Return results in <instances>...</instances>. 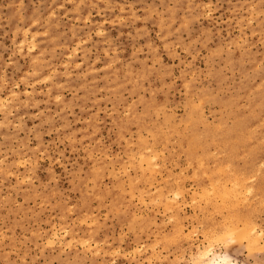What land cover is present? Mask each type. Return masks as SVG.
Segmentation results:
<instances>
[{"label": "rangeland", "instance_id": "374dc122", "mask_svg": "<svg viewBox=\"0 0 264 264\" xmlns=\"http://www.w3.org/2000/svg\"><path fill=\"white\" fill-rule=\"evenodd\" d=\"M258 98L264 0H0V264H264Z\"/></svg>", "mask_w": 264, "mask_h": 264}, {"label": "bare ground", "instance_id": "6f19581e", "mask_svg": "<svg viewBox=\"0 0 264 264\" xmlns=\"http://www.w3.org/2000/svg\"><path fill=\"white\" fill-rule=\"evenodd\" d=\"M208 4V3H207ZM101 32V31H100ZM45 33V32H44ZM46 80V79H45ZM261 93V90H258V93H257V95H259ZM201 100V99H200ZM257 102H256V104H255V106H254V108H253V113H252V116H249V117H247V118H241V119H239L238 120V122L236 123V125L235 126H233V128H237L238 130H249L252 126H255V125H257L260 129H263V124L261 123V121L263 120V118H264V103L262 102V100L260 99V98H258L257 100H256ZM199 104V103H198ZM4 106V105H3ZM219 127V126H218ZM163 152V151H162ZM163 154V153H162ZM153 156V155H152ZM25 159V158H24ZM21 161V160H20ZM150 161H151V158H150V156H147V155H145L144 153H142L141 154V162L140 163H143V162H146L145 164L146 165H144V166H147V164H150ZM18 163H19V161H18ZM21 163V162H20ZM201 163V162H200ZM154 166V165H153ZM153 169V168H152ZM154 169H155V166H154ZM153 169V170H154ZM129 170V169H128ZM152 170V171H153ZM222 170V169H221ZM220 170V171H221ZM258 172V171H257ZM226 173V172H225ZM245 180V179H244ZM216 181V180H215ZM241 183V182H240ZM240 183H238V184H235V182H234V185H239ZM216 184V183H215ZM214 184L212 183L211 184V186H213ZM242 185H243V183H242ZM230 187V186H229ZM235 188V187H234ZM207 189V188H206ZM248 189V188H247ZM246 189V190H247ZM252 189V188H251ZM250 189V190H251ZM213 190H214V188H213ZM210 191V190H209ZM214 191H216V190H214ZM235 191V190H234ZM176 193H178L179 194V192L176 190L175 191ZM174 192V193H175ZM204 192L206 193L207 192V190H204ZM226 192V191H225ZM236 192V191H235ZM238 193H236V194H239V193H243L242 191L240 192V191H237ZM246 192V191H245ZM174 193H173V196H174ZM212 193H214V192H212ZM220 193H222V192H220ZM219 193V194H220ZM201 194V193H200ZM208 194V193H207ZM215 194H217V192L215 193ZM233 194V193H232ZM235 194V195H236ZM248 194V193H247ZM250 194H251V191H250ZM211 195V194H210ZM227 195H228V193H227ZM235 195L233 194L232 195V197H235ZM240 196H242V194H239ZM167 196H168V194H167ZM171 196V195H170ZM177 196V195H176ZM179 196H180V194H179ZM203 196H205V195H203ZM218 196V195H217ZM237 196V195H236ZM244 196V195H243ZM140 197V196H139ZM202 197V196H201ZM220 197V196H219ZM245 197H247L246 196V194H245ZM244 197V198H245ZM173 198V197H172ZM176 198V197H175ZM205 198H208V197H205ZM218 198V197H217ZM221 198V197H220ZM219 198V199H220ZM235 198H237V197H235ZM261 198V197H260ZM144 198H141L140 200H143ZM193 199H196V198H194L193 197ZM233 199V198H232ZM239 199H240V197H239ZM139 200V199H138ZM203 200V199H202ZM206 200V199H205ZM208 201H209V199H207ZM206 200V201H207ZM247 201H248V199H246ZM245 200V201H246ZM144 201V200H143ZM171 201V200H170ZM193 201V200H192ZM220 201V200H219ZM226 201V200H225ZM233 201V200H232ZM235 201H237V200H235ZM234 201V202H235ZM246 201V202H247ZM145 202V201H144ZM174 202V201H173ZM202 202V201H201ZM238 202V201H237ZM244 202V201H243ZM252 202V201H251ZM169 203V202H168ZM167 203V204H168ZM239 203V202H238ZM170 204H172V201L170 202ZM176 204H177V206L179 205L177 202H175V205H173V206H176ZM240 204H242V203H240ZM176 206V207H177ZM166 207V205L164 206V208ZM168 207V206H167ZM177 208H179V207H177ZM226 208H227V206H226ZM170 210H172V209H170ZM233 213H235V212H233ZM138 214V213H137ZM173 215V214H172ZM175 216V215H174ZM229 216V215H228ZM231 216H229L228 217V219L230 218ZM170 218V217H169ZM236 217H232V218H230L229 219V223H228V221L226 222V220H224L223 219V223L224 222H226V223H228L227 225H229L230 224V221H231V219H232V221H235L236 219H235ZM175 219H176V216H175ZM234 219V220H233ZM94 220V219H93ZM92 220V221H93ZM178 220V219H177ZM85 221H86V219H85ZM92 221H90L91 223H92ZM176 221V220H175ZM245 221H249V219L248 220H245ZM247 222H244L245 224H247ZM233 222H231V225H233L232 224ZM243 223V224H244ZM90 224V223H89ZM241 224V223H240ZM242 224V225H243ZM244 224V225H245ZM231 225H230V228H228L229 226H227L226 228L227 229H223V230H221V231H223V233H225L226 232V230H227V233L229 232V234H226V236L227 237H225V236H223V235H225V234H222V233H220V236H221V242H222V238H228L229 236L231 237L232 236V238L235 236V238H237L238 236H240V235H242L241 233H243V234H245L244 232L245 231H247V229H245V231L243 232V231H241L243 228H245L246 227V225L244 226H242L241 227V225H240V228L239 227H236L237 225L239 226V224H237L236 226H235V228H234V226H232L231 227ZM255 225V224H254ZM258 225V224H257ZM178 226V225H177ZM179 226H181V224H179ZM183 226V225H182ZM225 226H226V224H225ZM250 226H252V224H250ZM255 227V226H254ZM254 227H248L247 226V228H248V231L249 230H252L251 228H254ZM178 228V227H177ZM237 228V229H236ZM66 230V229H65ZM181 230H183V227H181ZM196 230V229H195ZM207 230V229H206ZM255 230V229H254ZM56 231V230H55ZM54 231V232H55ZM90 231V230H89ZM214 231V230H213ZM220 231V232H221ZM225 231V232H224ZM236 231H239L238 233L236 232ZM247 231V233H249V234H247V235H245L246 237V239L244 238V235H242V236H240V238L238 237V243H240L239 241H241L242 242V240L243 239H245V240H248V242L251 244V245H253L252 247H251V245H249V243H247L246 242V244H248V246L249 247H251V248H255V249H257L256 248V246L258 245V243H259V241L257 240V238H256V236H258V235H256V234H258V233H256V230L254 231V232H248ZM179 232V231H178ZM205 232H207V231H205ZM212 231H210V233H211ZM217 231H215L214 233H216ZM209 233V231L207 232V234ZM209 233V234H210ZM214 233H211L210 235L211 236H213L214 235ZM239 234L240 233V235H238V236H236V235H234V234ZM253 233H255V235L256 236H254L253 235ZM260 233V232H259ZM263 233V232H262ZM262 233H261V235H262ZM58 234V233H57ZM187 233H185L184 235L185 236H187L186 235ZM207 234H206V236H207ZM218 236H219V234H218V232L216 233ZM55 235H56V233H55ZM217 235H215V236H217ZM260 235V234H259ZM206 236H205V238H206ZM211 236H209V237H211ZM219 236V237H220ZM223 236V237H222ZM254 238H253V237ZM52 237V236H51ZM171 237V236H170ZM209 237H207V239L209 238ZM258 237H260V236H258ZM262 237V236H261ZM260 237V238H261ZM213 238H216V241L215 242H217V237H214L213 236ZM235 238H234V240H235ZM243 238V239H242ZM256 238V239H255ZM259 238V240H261ZM92 239V238H91ZM172 239V238H171ZM211 239V238H210ZM210 239H208V240H210ZM224 239H223V241H224ZM49 241L48 242H50L51 240H50V238L48 239ZM63 240V239H62ZM70 240V239H69ZM215 240V239H214ZM213 240V241H214ZM232 240V239H231ZM231 240H229V241H231ZM234 240H232V241H234ZM237 240V239H236ZM84 241H86V239H84ZM159 242H160V240H158ZM211 241V240H210ZM226 241V240H225ZM224 241V242H225ZM263 241V240H262ZM54 242V241H53ZM53 242H51L52 244H53ZM207 242V241H206ZM214 242V243H215ZM228 242V241H227ZM226 242V243H227ZM261 242V241H260ZM46 243H47V240H46ZM51 243H48V244H51ZM71 243V242H70ZM97 242H95V244H96ZM257 243V245L256 246H254L255 244ZM86 244H88L87 242H86ZM94 244V245H95ZM154 244V247H151V245H150V247L151 248H153L154 249V251H155V244H158V242H155V243H152V245ZM208 244V245H207ZM207 244H205V245H203V246H197L196 247V251H195V253L192 255L193 256V258H194V263H196V264H238L236 261H235V259L233 260L232 259V256H230L229 254H227V252H225V253H218V252H216V251H214V248H213V245L214 244H212V242L210 243H208L207 242ZM260 244V243H259ZM90 246H91V244H89ZM93 245V246H94ZM141 245V244H140ZM139 245V246H140ZM143 245V244H142ZM164 246V245H163ZM88 247V246H87ZM101 247V246H100ZM136 247V249L138 250L139 248H137V246H135ZM150 247H148V248H150ZM247 247V246H246ZM258 247V246H257ZM134 248V247H133ZM141 248V247H140ZM164 248H166V247H164ZM251 248H249V250L251 249ZM253 248V249H254ZM252 249V250H253ZM113 250V249H112ZM133 250V249H132ZM134 250H135V248H134ZM133 250V251H134ZM137 250H135V251H137ZM163 250V249H162ZM116 251V250H115ZM112 253V252H111ZM114 253H116V252H114ZM134 252H132V254H133ZM136 253V252H135ZM155 253V252H154ZM193 253V252H192ZM191 253V254H192ZM128 254H129V252H128ZM134 255V254H133ZM154 255H157V253L156 254H154ZM167 255V254H166ZM181 255V254H180ZM190 255V254H189ZM152 256V255H151ZM150 257V256H149ZM177 257V256H176ZM160 258V257H159ZM151 260V259H150ZM179 260V259H178ZM192 260V259H191ZM101 262V261H100ZM151 263V262H150Z\"/></svg>", "mask_w": 264, "mask_h": 264}]
</instances>
